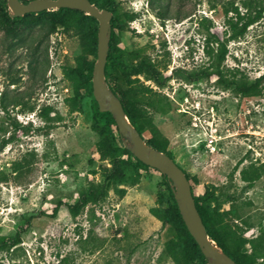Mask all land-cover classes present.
Masks as SVG:
<instances>
[{"label":"rangeland","instance_id":"1","mask_svg":"<svg viewBox=\"0 0 264 264\" xmlns=\"http://www.w3.org/2000/svg\"><path fill=\"white\" fill-rule=\"evenodd\" d=\"M0 1L10 14L7 0ZM245 1L112 0V15L134 17L122 30L112 26L111 31L119 49L145 53L159 66L164 86H151L165 111L148 115L187 174L193 194L206 193L202 206L211 214L225 212V222L241 226L243 238L250 239L264 227V89L258 96H242L233 86L203 77L212 66L207 31L224 30L233 16L226 10L243 12ZM46 29L43 20L22 28L15 40L0 30V99L21 97L35 101L37 109L49 105L52 116L61 118L47 135L24 137L0 152V180L7 177L0 182V239L6 241L0 264H174L163 252L171 229L149 212L167 206L169 179L153 168L136 166V182L109 185L96 205L75 217L68 213L66 205L78 202L89 183H103L110 164L96 152L99 135L92 125H111L97 115L90 95L82 112L68 113L64 99L72 89L62 68L81 53L79 41L61 31L47 35ZM220 68L244 85L264 73V11L241 38L227 43ZM17 110L9 107L11 115ZM3 116L0 109V120ZM17 119L43 125L35 113ZM142 135L151 137L147 130ZM29 151L36 153L29 169L10 176L12 162ZM249 165L260 173L251 187L240 175ZM58 202L62 205L52 217Z\"/></svg>","mask_w":264,"mask_h":264},{"label":"trees","instance_id":"2","mask_svg":"<svg viewBox=\"0 0 264 264\" xmlns=\"http://www.w3.org/2000/svg\"><path fill=\"white\" fill-rule=\"evenodd\" d=\"M89 1L100 9H107L112 14L114 13L112 0ZM243 9V12L239 11L237 7L226 10V15L228 11L233 12V16L227 17L225 21L226 28L207 31L205 47L212 58V66L206 68L203 77L216 81L223 87L233 86L236 92L242 96H258L264 89V73L255 78L250 85H244L240 81H235L233 77L225 76L220 68L227 54V43L241 38L247 29L259 20L264 11V5H257L255 0H246L243 3ZM133 17L132 14L112 15L111 27L117 26V29L122 30V26ZM43 20L47 22V35L61 31L63 34H72L79 41L81 53L74 58L73 65L62 68V77L70 83L72 89L71 96L64 99L67 111L71 114L80 113L83 100L89 95L92 96L91 78L94 61L89 60V57L96 58L98 23L93 17L69 8L29 13L12 18L5 3L0 1V30L11 40L17 39L18 32L22 28L35 25ZM110 36L104 68L108 88L119 98L129 122L140 135L143 137L142 134L146 130L151 133V137L145 140L146 144L173 159L170 152L167 151V141L161 138L157 127L148 115L150 111H165L164 106L155 98V91L151 86V84L158 88L164 86V82L160 80L159 66L145 53L138 51L125 53L118 48L117 42L114 41L113 31ZM109 69H113L115 74H110ZM140 78H143L144 81L141 82ZM144 82H149L150 85H146ZM93 103L97 115L106 116L110 121L109 129H100L98 126L92 125V130L99 135V140L95 145L96 152L101 161L109 162L110 167L103 170L102 184L89 183L87 192L78 196V202L66 205L68 213L74 217L87 206L96 205L106 197L109 185H125L136 182V166L151 168L137 160L129 149L121 144L122 138L111 114L100 112L94 99ZM9 107L12 111L18 108L15 115H11ZM0 109L4 113L3 119L0 120V152L9 144L20 143L24 137L37 134L47 135L61 120L58 115L52 116L55 113L52 106L42 105L37 109L35 101L24 100L21 97H14L9 102L1 98ZM32 113H35V116L43 123L42 126H34L31 121L23 124L17 119V115ZM28 156L30 158H27ZM35 156V152L29 151L23 154L19 160L12 162L9 175L17 176L29 169L32 164L31 159ZM237 167L235 166L233 171H236ZM253 167V165H249L240 170L241 179L248 187H251L260 178V173ZM6 180L7 177H4L0 182ZM191 192L207 235L223 253L236 264H264V227L259 228L255 237L245 239L242 236L244 230L241 226L225 222V212L214 211L211 214L202 206L206 199V193L203 196H195L192 187ZM166 200V207L149 209L150 214L159 220L162 226H168L171 229L172 236L164 243V254L174 264H208L182 221L170 181L167 186ZM61 205L62 203L58 202L53 208L52 217L57 215ZM5 244L6 241L0 239V248Z\"/></svg>","mask_w":264,"mask_h":264},{"label":"water","instance_id":"3","mask_svg":"<svg viewBox=\"0 0 264 264\" xmlns=\"http://www.w3.org/2000/svg\"><path fill=\"white\" fill-rule=\"evenodd\" d=\"M7 6L11 10L12 18L29 13L69 8L81 11L97 21L96 61L92 70L91 88L98 110L111 114L123 145L137 160L156 169L169 179L182 221L208 264H236L207 235L185 172L167 154L146 144L140 133L129 122L119 98L106 84L104 68L111 33V12L98 8L89 0H31L27 3L7 0Z\"/></svg>","mask_w":264,"mask_h":264}]
</instances>
